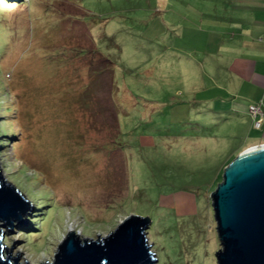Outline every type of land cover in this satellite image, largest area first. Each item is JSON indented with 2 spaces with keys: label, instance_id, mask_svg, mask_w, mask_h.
<instances>
[{
  "label": "rangeland",
  "instance_id": "1",
  "mask_svg": "<svg viewBox=\"0 0 264 264\" xmlns=\"http://www.w3.org/2000/svg\"><path fill=\"white\" fill-rule=\"evenodd\" d=\"M224 1L0 0V169L33 206L2 228L19 264L130 214L157 264H216L210 194L264 143L246 102L264 109V87L227 75L247 49L214 23Z\"/></svg>",
  "mask_w": 264,
  "mask_h": 264
},
{
  "label": "water",
  "instance_id": "2",
  "mask_svg": "<svg viewBox=\"0 0 264 264\" xmlns=\"http://www.w3.org/2000/svg\"><path fill=\"white\" fill-rule=\"evenodd\" d=\"M210 198L220 243L216 264H264V143L238 152ZM30 211L32 202L0 169V264H19V255L3 243L2 228L12 230ZM150 222L130 214L105 236L81 238L69 231L45 264H157L147 238Z\"/></svg>",
  "mask_w": 264,
  "mask_h": 264
},
{
  "label": "crops",
  "instance_id": "3",
  "mask_svg": "<svg viewBox=\"0 0 264 264\" xmlns=\"http://www.w3.org/2000/svg\"><path fill=\"white\" fill-rule=\"evenodd\" d=\"M215 8L216 12L213 14V18H229V15L225 16V14H229V12L232 14L229 22L227 19L221 20L220 18L214 20L216 25L223 26L228 23L232 24L233 27L242 28L245 32V34L244 32L241 34L245 36L243 46H246L247 51L242 55L243 58H239V60L236 58L232 62L230 68L233 71H228L227 75L242 81L238 77L240 75L242 79L249 81L252 89L256 91L261 89L264 87V0H226L222 5L217 3ZM236 13H239L238 16L242 17L243 20H234ZM216 15L217 17H215ZM224 49L236 50L230 45L225 46ZM246 102L249 105L253 101L246 100ZM244 107L246 110V106ZM258 141L260 142V140Z\"/></svg>",
  "mask_w": 264,
  "mask_h": 264
},
{
  "label": "built area",
  "instance_id": "4",
  "mask_svg": "<svg viewBox=\"0 0 264 264\" xmlns=\"http://www.w3.org/2000/svg\"><path fill=\"white\" fill-rule=\"evenodd\" d=\"M248 110L254 118V127L257 129L261 128L264 121V109L261 107V102L250 104Z\"/></svg>",
  "mask_w": 264,
  "mask_h": 264
},
{
  "label": "trees",
  "instance_id": "5",
  "mask_svg": "<svg viewBox=\"0 0 264 264\" xmlns=\"http://www.w3.org/2000/svg\"><path fill=\"white\" fill-rule=\"evenodd\" d=\"M98 55H99V57L101 56V54H98ZM217 111H218V110H213V113H214V112H217ZM211 112H212V111H211ZM262 140H263V142H264V137H263ZM240 149H241V147H240V148H237V149H234V152H235L234 155H235L238 151H240ZM234 155H233V156H234ZM233 156H232V157H233ZM220 180H221V178H220ZM220 180H219V181H220Z\"/></svg>",
  "mask_w": 264,
  "mask_h": 264
}]
</instances>
